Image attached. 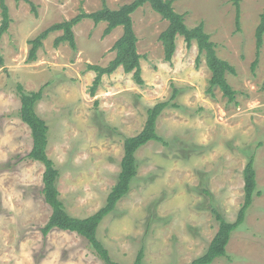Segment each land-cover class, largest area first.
I'll list each match as a JSON object with an SVG mask.
<instances>
[{
    "label": "rangeland",
    "instance_id": "374dc122",
    "mask_svg": "<svg viewBox=\"0 0 264 264\" xmlns=\"http://www.w3.org/2000/svg\"><path fill=\"white\" fill-rule=\"evenodd\" d=\"M131 1L5 0L10 23L0 38V264H103L75 233L40 231L51 209L41 193L44 167L26 158L32 138L19 117V87L42 92L35 111L48 127L46 150L59 172V199L80 219L104 206L120 171L124 138L141 131L148 108L168 102L156 120L165 144L150 141L136 151L137 175L128 193L97 228L114 262L133 264L142 250V264H191L218 230L211 209L235 222L244 201L243 170L253 157L259 195L232 232L226 256L211 264H264V35L251 69L264 0H239L238 26L232 0H172L186 26L202 23L217 57L234 67L235 75L225 76L235 91L232 103L218 88L209 91L211 72L195 42L187 48L177 36L165 60L158 37L168 23L148 4L131 16L143 85L118 68L90 95L96 73L88 66L105 68L122 35L117 27L104 37L106 24L91 20L73 28L75 50L67 43L54 47L62 34L56 31L37 59L27 61L28 41L51 25Z\"/></svg>",
    "mask_w": 264,
    "mask_h": 264
},
{
    "label": "trees",
    "instance_id": "16d2710c",
    "mask_svg": "<svg viewBox=\"0 0 264 264\" xmlns=\"http://www.w3.org/2000/svg\"><path fill=\"white\" fill-rule=\"evenodd\" d=\"M16 2L28 0H15ZM235 6V23L239 25V0H232ZM148 4L150 9L158 14L163 21H167V27L160 33L158 39L162 44L164 58L170 61L175 52V39L177 36L183 38L186 47L190 48L193 42L196 43L199 56L203 55L206 66L211 72L209 79V91L218 88L229 102H235V91L226 80V75H235V69L227 61L217 57L215 45L210 41L208 34L204 32L203 24H199L194 28H188L185 24L184 16L175 12L172 0H132L129 4L122 5L116 10L109 9L106 5L94 12L86 13L80 11L74 18L56 23L42 31L38 36L28 41L30 49L27 61L33 62L37 59V51L42 47L43 41L49 34L61 31L62 34L57 37L53 43L54 47L62 43H67L72 50L76 49L73 28L83 20H91L95 25L105 23L103 36H108L115 28H122V35L114 43L112 50L115 57L105 67L97 65L88 66L89 69L96 73L90 88V95L94 96L95 91L100 84L103 75H111L118 68H122L125 74H132L137 85H143L140 69V55L137 52V37L133 29L132 14L137 9ZM1 7V23L0 38L9 27L10 18L9 10L5 4V0H0ZM264 35V9L260 15V22L255 31L256 58L251 65L254 70L258 62L260 49L263 44ZM199 58H197V61ZM2 59L0 57V65ZM20 97V120L29 128L32 147L26 158L39 162L43 165L42 174L43 187L41 190L44 202L50 207L51 214L46 224L40 229L43 235H47L52 229L75 233L86 241L92 251L98 256L103 264H118L114 262L106 247L97 238V228L100 222L111 213L116 204L129 191L132 180L137 175L136 151L150 141H156L165 144L162 138L156 133V120L168 105V102L157 103L147 109L146 120L141 131L135 136L124 138L123 141V157L120 162V171L117 176L116 183L110 189L105 204L94 214L86 218L71 217L65 210L63 202L59 199L57 189V179L59 172L54 166V162L47 155L48 144V127L35 111V105L42 99L41 90L37 92H25L21 87L18 88ZM176 91L172 98L176 96ZM244 180V201L238 212L234 223L226 222L221 214L211 209L212 214L218 222V230L209 243L206 251L191 264H211L219 258L226 256V247L229 243L231 234L244 221L245 215L249 207L252 205L253 196L259 195L256 192V176L254 170L253 157L249 159L243 170ZM143 251L140 250L133 264H142Z\"/></svg>",
    "mask_w": 264,
    "mask_h": 264
}]
</instances>
